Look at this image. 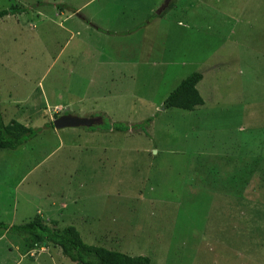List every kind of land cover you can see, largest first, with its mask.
I'll return each instance as SVG.
<instances>
[{"label": "rangeland", "instance_id": "374dc122", "mask_svg": "<svg viewBox=\"0 0 264 264\" xmlns=\"http://www.w3.org/2000/svg\"><path fill=\"white\" fill-rule=\"evenodd\" d=\"M16 3L26 10L0 19V111L42 129L0 149V221L39 215L151 264H264V0L0 9ZM194 71L204 103L163 108ZM66 112L102 122L54 128ZM0 264L77 263L0 231Z\"/></svg>", "mask_w": 264, "mask_h": 264}, {"label": "trees", "instance_id": "16d2710c", "mask_svg": "<svg viewBox=\"0 0 264 264\" xmlns=\"http://www.w3.org/2000/svg\"><path fill=\"white\" fill-rule=\"evenodd\" d=\"M25 10L24 5L13 4L8 8L0 9V19L6 15L21 13ZM96 28L102 32L110 33L103 28ZM201 78L202 74L199 71H194L183 78L165 97L162 102L163 108L177 107L193 110L196 106L202 105L204 99L196 87ZM148 121L150 120L148 119ZM97 127L94 125L87 127V129L94 131ZM130 127L131 125L122 121L112 122L111 120L101 126L103 129L113 131H127ZM41 129V127L27 126L16 120L5 123L0 111V149H16L21 144L36 137ZM0 231L19 236L28 248L51 243L60 248L64 256L77 264H151L150 259L145 255L131 256L103 246L88 244L82 239L74 225L55 227L45 223L39 215H35L31 220L20 224L0 221Z\"/></svg>", "mask_w": 264, "mask_h": 264}, {"label": "water", "instance_id": "95a60500", "mask_svg": "<svg viewBox=\"0 0 264 264\" xmlns=\"http://www.w3.org/2000/svg\"><path fill=\"white\" fill-rule=\"evenodd\" d=\"M101 122L102 118L100 116H79L73 113H64L52 120V124L56 129L76 126L91 127Z\"/></svg>", "mask_w": 264, "mask_h": 264}, {"label": "crops", "instance_id": "0c3cea01", "mask_svg": "<svg viewBox=\"0 0 264 264\" xmlns=\"http://www.w3.org/2000/svg\"><path fill=\"white\" fill-rule=\"evenodd\" d=\"M188 1V0H187ZM196 1H198V3L197 4H199V2H204L205 0H196ZM157 3L158 2H156V1H154V3L153 4H150L151 6H149V8H152V7H155L153 10H155L156 8H157ZM191 4V3H190ZM188 5H189V2H188ZM184 8H186V7H184ZM187 9V8H186ZM185 9V10H186ZM135 10H141L140 9V5L137 7V8H135ZM160 10L161 9H158L157 10V12L159 13L160 12ZM141 11H143V10H141ZM144 12L146 13V11L144 10ZM149 12V11H148ZM146 22H149L148 20H146ZM92 23V25L95 27V29H97L96 27H100V26H98V25H95V24H93V22H91ZM144 24V23H143ZM100 28H102V27H100ZM104 30H106L105 28H103ZM101 32V31H100ZM104 33V32H103ZM132 63H134L135 64V61L134 62H132ZM202 79V78H201ZM200 79V80H201ZM167 96V95H166Z\"/></svg>", "mask_w": 264, "mask_h": 264}]
</instances>
